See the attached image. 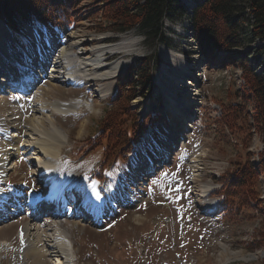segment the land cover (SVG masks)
I'll return each instance as SVG.
<instances>
[{
  "label": "rangeland",
  "instance_id": "obj_1",
  "mask_svg": "<svg viewBox=\"0 0 264 264\" xmlns=\"http://www.w3.org/2000/svg\"><path fill=\"white\" fill-rule=\"evenodd\" d=\"M202 1L193 0L190 4L186 0H178L184 14L176 15L172 19L164 17L162 32L166 40L157 45L150 42L151 39L145 38L136 28L122 34L109 29H97L96 25L101 19V0H81L77 7L66 8L70 23L62 24L56 29L37 21L28 23L17 18V32L11 31L1 20L10 30L8 41L12 51H25L30 54L38 53V50L49 45L65 46L77 42L84 43V47L91 51L100 42L98 37L103 39L102 44L107 45L127 39V47L116 53L109 52L105 56L107 62L120 58L131 59L127 69L115 78V86L117 83L124 84L125 91L130 93L131 89L125 87L128 82L126 72L133 68L137 58L147 55L152 60L156 54L159 59L152 71L151 87L146 88L141 84L137 87L135 96L129 101L131 109L139 118L145 119L150 116L155 121L142 135L132 155L136 157L143 151L145 159L165 156L168 159L147 171L146 176L141 179L135 173L144 163V159L139 167H135L138 164L130 166L127 159L123 167L118 163L107 164L99 171L100 164L106 161L105 141L95 146H91L90 143L100 130H105L106 114L114 107L115 93L106 97L94 96L93 89L102 81L86 82L81 79L77 81L78 86L75 88L55 86L56 88L51 87L48 90L46 96H42V101L55 99L67 101L79 98L91 102L97 108V113L81 106L68 115L54 114L55 121L59 122L58 124L68 134L59 157L57 173L61 176L69 172L76 173V178L73 179L75 184L79 183L80 179L82 194L80 195V192L74 194L71 201L78 200L77 202L84 207L85 203L94 197L102 207L100 212L96 209L95 213H90L91 215L87 213L102 222L101 229L97 225H92L91 218L89 216L85 218L86 214L83 215V219L78 218L77 211L73 218H66L63 226L73 232L71 238L76 252L73 264L264 262V242L255 241L258 231L264 227L263 224L260 225L264 215V171H261L257 178L258 199L247 200L246 196L240 195L239 192L232 193L235 189L228 185L234 162L249 158L255 165H259L264 159V141L256 122L252 120L254 103L248 97L249 89L242 76V69L245 66L254 73L263 74L264 43L255 40L246 47L248 36L243 30L240 35L243 40L242 46L229 51L216 53L213 51L207 56L205 49L192 36L190 21V14ZM61 3L62 0H51L54 9L59 8ZM5 36L8 37L7 34ZM13 39L22 46L12 48ZM160 47L172 55L176 52L182 54L180 56H183L187 63L198 67L195 69L198 72L196 91L199 94L196 115L188 122L191 127H186L185 133L183 132L176 143L169 144L170 146L168 143L175 135L174 132L177 133L175 136L179 137L180 131H174L168 121L156 80L161 68H172L174 64L160 56ZM249 48L246 59H243ZM72 49L73 52L78 50L76 47ZM225 58L227 59L223 64ZM6 62L7 60H3L1 63L6 65ZM88 83L91 85L89 88ZM43 85L48 83L44 81ZM25 94L16 95L14 100L13 94H10L9 101L18 108L20 99L27 101L26 104L35 100L36 94L32 92ZM137 97L140 104L134 103V98ZM229 102L241 103L245 107L244 113L252 124L249 138H247L249 133L243 130L236 128L230 131L224 126L223 106ZM145 105L148 106L147 110L141 112ZM4 110V107H0V119L10 117L11 120L6 126L0 125V143L7 133L12 134L15 130L21 139L24 138L26 126L22 124L31 123L26 117L23 118V115L30 113L29 108L25 106L17 111ZM20 111V115L16 113ZM50 112L49 107L44 110L45 114ZM2 149L4 148L0 145V150ZM193 158L197 162L196 165L192 162ZM14 159L17 166L7 175L0 177V184L3 181L7 182L12 188L20 190L23 198L12 195L8 199H0L1 203H4L0 210V264H50L53 255L47 254L48 251L45 253V263L35 262L32 258L26 259L23 251L25 247L18 236V231L24 223L33 222L30 214L25 213L27 207L21 203L28 204L30 201L27 199L31 195L36 197L44 194V187L43 189L39 187V179L34 176L40 167L39 160L41 162L42 155L35 149L27 148ZM98 172L102 174L101 179L108 178V185L105 187L101 188V179L95 175ZM221 195H225V203L222 202ZM36 201L38 202V199ZM34 203L35 200L32 204ZM210 203L212 206L209 207ZM61 219L64 220L65 217ZM38 223L44 229H50L52 220L50 217H42ZM229 257L231 259H228Z\"/></svg>",
  "mask_w": 264,
  "mask_h": 264
},
{
  "label": "bare ground",
  "instance_id": "obj_2",
  "mask_svg": "<svg viewBox=\"0 0 264 264\" xmlns=\"http://www.w3.org/2000/svg\"><path fill=\"white\" fill-rule=\"evenodd\" d=\"M186 1L191 4L193 0ZM9 36L10 30L0 20V66L4 70L9 69L11 74L14 73L12 79H5V77L0 79V88L5 87V91H1L0 89V107H4V111L6 112L10 109L17 111L27 106L30 113H25L23 118L26 117L31 124L25 125L21 123L26 126L23 134L24 138L21 139V136L15 130L12 134L7 133L5 139L1 141L0 145L4 149L0 150V177L14 170L17 166L14 158L21 153L23 154L25 149L30 148L37 150V153L42 155V160L41 162L39 160V165L41 171L47 175L50 182L52 176L57 172L59 157L68 138V134L64 128L58 124L59 122L57 123L55 121L54 114L68 115L77 111L81 106L86 107V109L93 113H97V108L91 102L79 98H73L67 101L58 99L42 101V96H46L51 87H76L78 86L77 81L81 79H84L86 82L93 80L102 81L96 89H93L94 96L106 97L114 93L116 90L115 78L127 69L131 59L120 58L107 62L105 55L109 52L116 53L122 50L123 47H127L128 40L123 39V41H117L114 44L107 45L102 44L103 39L101 40V37H98L101 43L98 42L96 47L94 49L92 48L91 51L84 47V43L77 42L65 46L62 44L49 45L38 51V53L30 54L25 51H12L8 41ZM74 47L78 49L76 52H73L72 48ZM159 49L160 56L171 60L174 64L172 68H161V72L158 74L156 80L160 96L164 101L168 121L172 124L174 131H180L179 137L175 136L177 133L174 132L175 135L170 139L171 143H168V146H170L169 144L175 143L183 135V132L185 133V128L189 126L188 122L191 120L190 117L193 118L196 115V105L199 104L197 97H199V94L196 91V77L198 72L195 69L198 67L195 64L187 63L184 57L180 56L182 55L180 53L176 52L177 55H172L162 47ZM3 60H7L6 65L1 63ZM190 78L191 80H189ZM44 81L48 85H43ZM89 87H91L90 83L87 85V88ZM31 92L34 95L36 94V97L30 104H26L27 101L25 102L20 99V105L16 108V105L9 101L8 95L10 94H13L14 100L17 97L16 95ZM134 103L140 104L139 97L134 98ZM48 107L51 109V112L45 114L44 110ZM147 108L148 106L145 105L144 108H141V112L146 111ZM16 113L20 115L21 111ZM7 115L5 114V116ZM10 120V117H3L0 119V125L6 126L10 123ZM167 159V156L159 157L158 159L150 157L148 162L139 168L141 169L140 174L143 173V177H145L147 171L159 166ZM192 162L195 165L197 164L194 158ZM75 176L76 173L74 172L60 176L54 184L50 185L48 183V187L43 186L44 194L38 199V202L35 199L33 205L35 217L32 218L33 222L24 223L18 231L21 243L25 247L23 251L26 254V259L32 258L35 262L45 263V253L48 251L47 254L53 255L50 264H73L74 258H76L75 246L71 238L73 232L64 228L63 219L61 218L65 217L66 219L67 217H72L78 209L75 201H71L72 196L81 192L80 184L73 182ZM75 191L76 193H74ZM7 197L8 194L0 190V199ZM44 201L53 202L59 211V214L47 215L52 220L50 229H44L38 223L45 216L44 212L48 210V205H46L45 209L38 208V203ZM210 206H212L211 203ZM96 209L100 210V205L94 199H91L83 213H95ZM81 213V210L78 213L76 212V216L78 218L81 217ZM92 220H95L94 217ZM32 231L35 232L33 233ZM228 259L231 258L229 257Z\"/></svg>",
  "mask_w": 264,
  "mask_h": 264
},
{
  "label": "trees",
  "instance_id": "obj_3",
  "mask_svg": "<svg viewBox=\"0 0 264 264\" xmlns=\"http://www.w3.org/2000/svg\"><path fill=\"white\" fill-rule=\"evenodd\" d=\"M80 1L62 0L59 8L54 9L51 0H0V20L5 22L12 31L17 32V18L28 23L37 21L39 24L54 29L61 24L70 23L66 8H75ZM100 5H102L100 6L101 19L96 25L97 29H109L122 34L136 28L156 45L166 40L162 32L164 17L172 19L176 15L184 14L178 0H101ZM190 21L193 38L205 49L207 56L213 51L215 53L216 51H229L242 46L243 40L240 35L243 30L248 36L246 47H249L255 40L264 43V0H203L190 14ZM249 51L250 48L243 59H246ZM227 58L223 60V64ZM135 62L133 68L126 72L128 82L125 87L131 89V93L125 91L124 84L117 83L113 96L114 107L106 114L105 130H100L90 143L91 146H95L105 141L104 158L106 161L100 164L99 171L107 164L124 165L127 161V154L134 149L142 135L155 123L150 116L145 119L139 118L131 109L129 101L135 96L138 91L137 87L141 84L146 88L151 87L152 71L159 59L156 54L152 60L146 55L137 58ZM242 70L245 85L249 89L248 97L254 103L252 120L256 122L264 141V64L262 75L254 73L247 66ZM244 108L241 103L224 104L223 124L230 131L238 128L249 133L247 137L249 138L252 124L246 117ZM233 165L234 169L228 179L229 187L235 189L232 193L239 192L240 195L246 196L247 200L258 199L259 192L256 184L258 175L264 171V159L259 165H255L249 158L234 162ZM95 175L99 179L102 177L99 172ZM221 196L222 202L225 203V195ZM261 224L264 225V215L260 220ZM255 241L264 242V227L258 231Z\"/></svg>",
  "mask_w": 264,
  "mask_h": 264
},
{
  "label": "snow or ice",
  "instance_id": "obj_4",
  "mask_svg": "<svg viewBox=\"0 0 264 264\" xmlns=\"http://www.w3.org/2000/svg\"><path fill=\"white\" fill-rule=\"evenodd\" d=\"M156 181H153V183H155Z\"/></svg>",
  "mask_w": 264,
  "mask_h": 264
}]
</instances>
